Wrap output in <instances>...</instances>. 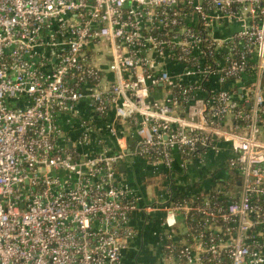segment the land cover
Segmentation results:
<instances>
[{
    "label": "built area",
    "instance_id": "2783aa9c",
    "mask_svg": "<svg viewBox=\"0 0 264 264\" xmlns=\"http://www.w3.org/2000/svg\"><path fill=\"white\" fill-rule=\"evenodd\" d=\"M253 71L264 0H0V264H139L156 219L157 264H264V87L210 85ZM222 142L211 193L154 195L120 170L139 157L185 177Z\"/></svg>",
    "mask_w": 264,
    "mask_h": 264
},
{
    "label": "crops",
    "instance_id": "0c3cea01",
    "mask_svg": "<svg viewBox=\"0 0 264 264\" xmlns=\"http://www.w3.org/2000/svg\"><path fill=\"white\" fill-rule=\"evenodd\" d=\"M238 27L236 24H232L231 26L226 29L227 33H230L234 30H236ZM103 48L101 49L100 52V58L101 62L107 63L110 61V55L108 52V48L105 47L106 44H102ZM98 57V58H99ZM166 67L168 69H173L175 67L174 64L171 62H168L166 64H162L160 68ZM105 75L106 79L109 81H114L116 79L115 73L111 70L109 66H105ZM182 69L181 67L177 68L176 70ZM174 70V69H173ZM255 83H261L264 87V76L259 80L258 75L256 74L255 71L249 72L245 75H243L240 79L238 80H232L227 83H222L217 77H213L210 80V85L213 88L216 89H228L231 92L234 93L235 98H240L239 94L243 92V94L246 92L245 89ZM168 88L166 87L165 84H161L158 87L152 91V99H164L168 95ZM203 95V93H201ZM83 112L88 113V110L83 108ZM110 119L114 118V113H111ZM113 140L111 139V141ZM129 144L133 147L134 143L130 140ZM130 147V146H129ZM220 150L218 152L210 151L208 152L205 156L203 155L202 157L198 158V160L194 161L192 164H190L188 168V174L184 177V180L179 178L178 181L185 183V188L188 189L189 185L193 182H198L202 187L210 188L212 185L215 184L214 178L215 177H221V178H228L229 176L224 173V167L227 162V158L231 155H233L232 152V147L230 143H225L222 142L219 144ZM178 163V162H176ZM123 165V164H122ZM125 165V173L127 178L133 183V185L138 188L145 190V181L148 179L149 176H151L153 167L151 166L150 163H148L146 160L139 158V157H129L127 162L124 163ZM178 166V164H177ZM163 169V167H162ZM224 171V172H223ZM190 188V187H189ZM141 223V217L138 216L134 220V224L138 225ZM156 230L153 231V236L156 238L157 242V235L155 232H159L161 230V227L158 223V219L155 221H151ZM147 228V227H146ZM146 228L143 231V242L141 244V247L144 245L145 241V235H146ZM159 243V242H158ZM138 252L141 250L139 247L137 248ZM139 262V261H138ZM140 264V263H139Z\"/></svg>",
    "mask_w": 264,
    "mask_h": 264
},
{
    "label": "trees",
    "instance_id": "16d2710c",
    "mask_svg": "<svg viewBox=\"0 0 264 264\" xmlns=\"http://www.w3.org/2000/svg\"><path fill=\"white\" fill-rule=\"evenodd\" d=\"M207 63L210 64L212 67L215 66L214 65L215 61L212 60V59H208ZM207 93L210 94L209 91ZM208 94H207V96H209ZM179 96H180V94H179ZM205 100H208V98H206ZM183 103L186 104V102H183ZM233 122H235V121H233ZM233 122H232V125H233ZM229 128H231V127H229ZM204 151H205L204 146L199 145V148L196 151L193 152L194 153L193 154L194 159L201 157V155H202V153ZM224 171L223 172L226 174V170L225 169H224ZM179 178L184 179V177H176V176H174V174L172 172H170V171L169 172L161 171L158 174L149 176L148 179L145 182H146L147 186H150V185L152 186L153 191H154V195H156L158 190L166 189L167 186H168V183L171 182L170 184H173V183L177 184L178 183L177 181H178ZM213 178H214L215 184L212 185L210 188L202 187V185H200L198 182H194V183L192 182L189 185L190 188L188 187V189L185 188V186H182L181 184H178V189H176V192H175V195L173 196V199L174 200H179V199L187 197V195L195 193V192L211 193V192L216 191L217 188H218V186L216 184L218 182H221V180H220L219 177L213 176ZM235 181L236 180L233 179L234 185L237 186L238 183H236ZM225 183H226L224 185L225 186V190H228L230 188V185H229L230 181L225 182ZM224 197H226V196H224Z\"/></svg>",
    "mask_w": 264,
    "mask_h": 264
},
{
    "label": "rangeland",
    "instance_id": "374dc122",
    "mask_svg": "<svg viewBox=\"0 0 264 264\" xmlns=\"http://www.w3.org/2000/svg\"><path fill=\"white\" fill-rule=\"evenodd\" d=\"M146 227L144 245L141 247L142 243L139 244V249L141 248V250L138 261L140 264H155L157 260H160V244L153 236V231L156 230L155 226L149 222Z\"/></svg>",
    "mask_w": 264,
    "mask_h": 264
},
{
    "label": "water",
    "instance_id": "95a60500",
    "mask_svg": "<svg viewBox=\"0 0 264 264\" xmlns=\"http://www.w3.org/2000/svg\"><path fill=\"white\" fill-rule=\"evenodd\" d=\"M70 145H71V144H70ZM125 169H126V168H125V165H124V164L120 166V170H121V171H125Z\"/></svg>",
    "mask_w": 264,
    "mask_h": 264
},
{
    "label": "flooded vegetation",
    "instance_id": "af4514ba",
    "mask_svg": "<svg viewBox=\"0 0 264 264\" xmlns=\"http://www.w3.org/2000/svg\"><path fill=\"white\" fill-rule=\"evenodd\" d=\"M139 254H140V252H139ZM138 257H139V255H138ZM159 262V260H157L156 262H155V264H157Z\"/></svg>",
    "mask_w": 264,
    "mask_h": 264
}]
</instances>
